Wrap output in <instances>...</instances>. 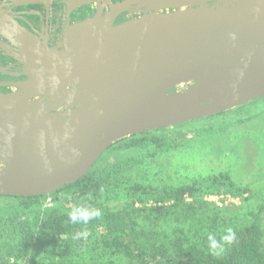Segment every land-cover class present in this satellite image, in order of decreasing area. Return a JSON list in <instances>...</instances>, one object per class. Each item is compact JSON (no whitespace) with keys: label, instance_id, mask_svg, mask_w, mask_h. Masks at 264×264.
I'll list each match as a JSON object with an SVG mask.
<instances>
[{"label":"water","instance_id":"obj_1","mask_svg":"<svg viewBox=\"0 0 264 264\" xmlns=\"http://www.w3.org/2000/svg\"><path fill=\"white\" fill-rule=\"evenodd\" d=\"M43 2L0 0V48L29 76L0 91V195L49 194L122 138L264 96V0H68L97 10L58 46L14 17Z\"/></svg>","mask_w":264,"mask_h":264},{"label":"trees","instance_id":"obj_2","mask_svg":"<svg viewBox=\"0 0 264 264\" xmlns=\"http://www.w3.org/2000/svg\"><path fill=\"white\" fill-rule=\"evenodd\" d=\"M124 15L127 17L126 13ZM261 100L264 96L234 110ZM224 113L205 119L211 120ZM183 125L187 122L136 133L116 141L109 149L126 143V146H148L160 153L186 146L191 141L187 139L190 131L175 133ZM160 131L166 135H157ZM172 132L178 138L174 143H171L174 139H167V134ZM137 156L99 173L93 172L94 165L78 181L49 194L6 195L16 202L6 208L0 207V228L11 237L0 245V264H117L118 259H127L130 264H264V229L259 214L251 212V221L235 223L216 211L211 215L210 211L216 206L206 198L227 195L246 200L253 194L250 185L239 182L230 172L200 176L177 184L133 181L131 173L142 161ZM105 191H123L128 203L117 209L103 207L100 199ZM49 197L59 205L47 207ZM76 207L100 209L102 216L87 224L82 220L73 224L69 214ZM263 210L264 206L260 205L259 212ZM142 215L173 216L180 225V233L163 236L157 231L146 232L140 228ZM229 228L235 240L231 244L224 243L223 253L213 255L208 236L214 235L222 242ZM84 230L89 235L77 239V233ZM103 256L108 259L107 263L97 259Z\"/></svg>","mask_w":264,"mask_h":264},{"label":"rangeland","instance_id":"obj_3","mask_svg":"<svg viewBox=\"0 0 264 264\" xmlns=\"http://www.w3.org/2000/svg\"><path fill=\"white\" fill-rule=\"evenodd\" d=\"M234 109L223 111L226 113L211 120L202 117L187 121V125L178 127L175 133L190 131L187 139L191 141L186 146L156 153L148 146L134 147L119 143L107 149L102 158L94 164L95 166L93 165L92 170L99 173L117 162L138 155L142 161L136 164L138 166H135L131 173L133 181L141 180L144 183L162 185L177 184L200 176L230 172L239 182L252 187V197L243 200L227 195H209L206 198L216 206L210 211L211 215L216 211L215 213H219L225 219H233V222L238 223L239 220L249 222L252 218L251 212L258 213L264 229V210L259 212V206H264V100L240 110ZM175 133L167 134V139H174L171 143L178 139ZM156 134L166 135L164 131ZM100 200L103 207L108 209H117L128 203L123 191L119 193L105 191ZM15 202L13 197L0 195L1 208ZM56 205L59 203L52 197L47 199V207ZM139 221L140 228L146 232L157 231L163 236L180 233L178 229L180 225L173 216L161 218L157 215H142ZM189 225L188 223L187 227ZM2 230L0 228V245L5 239H11L8 232ZM97 259L101 263L108 261L106 256ZM127 263L130 264L127 259L117 260V264Z\"/></svg>","mask_w":264,"mask_h":264},{"label":"flooded vegetation","instance_id":"obj_4","mask_svg":"<svg viewBox=\"0 0 264 264\" xmlns=\"http://www.w3.org/2000/svg\"><path fill=\"white\" fill-rule=\"evenodd\" d=\"M96 10V5L90 3L74 9L69 14L68 0H50L49 4L43 2L28 6L13 7L14 17L22 25L40 36L43 43H48L50 46H58L59 42L62 41L67 24L92 17L96 13ZM126 15L127 17L122 14L117 22L131 17V14L128 12ZM0 38L5 39L1 34ZM14 49L16 50L18 48ZM0 66L6 68V71H0L1 92L11 93L16 91L18 90L16 84L29 78L27 74H24L23 63L14 56L5 53L1 48Z\"/></svg>","mask_w":264,"mask_h":264},{"label":"clouds","instance_id":"obj_5","mask_svg":"<svg viewBox=\"0 0 264 264\" xmlns=\"http://www.w3.org/2000/svg\"><path fill=\"white\" fill-rule=\"evenodd\" d=\"M102 216V212L100 209H92L89 210L88 208H84V207H76L74 208L71 213L69 214V219L73 224H76L78 222H80L81 220L87 224L89 222V220L93 219V218H99ZM228 234L223 236L221 238L222 242H219L216 240L214 235H209L208 236V240L210 242V250L212 251L213 255H220L221 253H223L224 249V243L227 244H231L234 240H235V234L233 232V230L231 228H229L228 230ZM89 233L84 230L81 231L79 233H77L76 238H80L81 236H88Z\"/></svg>","mask_w":264,"mask_h":264}]
</instances>
